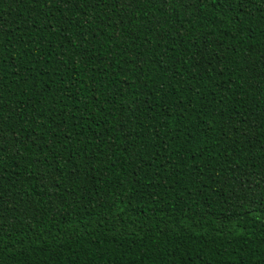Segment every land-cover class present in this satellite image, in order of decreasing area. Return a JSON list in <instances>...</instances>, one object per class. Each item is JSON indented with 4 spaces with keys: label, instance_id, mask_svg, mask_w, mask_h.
I'll return each instance as SVG.
<instances>
[{
    "label": "trees",
    "instance_id": "1",
    "mask_svg": "<svg viewBox=\"0 0 264 264\" xmlns=\"http://www.w3.org/2000/svg\"><path fill=\"white\" fill-rule=\"evenodd\" d=\"M0 264H264V0H0Z\"/></svg>",
    "mask_w": 264,
    "mask_h": 264
}]
</instances>
